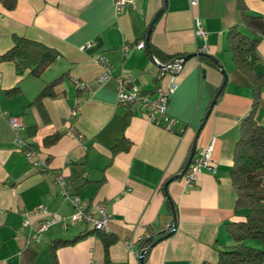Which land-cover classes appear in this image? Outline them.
<instances>
[{"label":"crops","instance_id":"0c3cea01","mask_svg":"<svg viewBox=\"0 0 264 264\" xmlns=\"http://www.w3.org/2000/svg\"><path fill=\"white\" fill-rule=\"evenodd\" d=\"M116 1L17 0L11 10L0 2V54L13 45L14 34L59 52L41 78L28 77V71L18 75L14 62H0V264H52V241L92 231L81 220L37 233L44 218L40 214L30 215L31 224L23 225L24 212L41 204L57 218L70 216L75 197L90 212L94 203L105 204L114 241L107 255L102 235L91 232L61 246L59 264H142L143 239L148 234L159 238L168 224L176 230L149 248L145 264H216L218 250L233 244L227 224L248 215V209L235 207L230 176L241 122L254 100L253 85L227 46L229 29L242 25L237 0H198L195 6L190 0H133L120 12ZM245 2L251 14L264 16V0ZM198 22L209 32L204 53L211 58L199 57L205 41L195 34ZM141 41L145 48L137 47ZM190 54L198 55L184 62L179 87L168 100V113L176 119L171 129L151 123L139 104L117 102L116 78L130 77L153 96L156 87L169 86V76H161L154 58L167 63ZM258 54L255 71L263 74L264 36ZM97 55L112 65V77L103 82L98 81L103 68L94 60ZM64 73L68 76L56 87L57 95L43 101L45 120L30 103L46 83ZM225 74L224 91L206 118ZM77 101L81 109L73 118ZM2 113L23 116V137L46 166L26 159ZM256 120L264 123V91ZM57 133L55 143L45 144L46 137ZM213 138L217 172L205 169L193 187L184 177L167 185L187 164L194 142L197 154ZM120 140L123 149L114 152ZM57 176L63 177V186Z\"/></svg>","mask_w":264,"mask_h":264},{"label":"trees","instance_id":"16d2710c","mask_svg":"<svg viewBox=\"0 0 264 264\" xmlns=\"http://www.w3.org/2000/svg\"><path fill=\"white\" fill-rule=\"evenodd\" d=\"M0 2L5 8L11 10L16 6L17 0H0ZM237 4L241 13L242 25H235L229 29L227 33V46L238 69L250 79L254 88V100L250 112L241 122V134L234 149L230 176L232 185L237 193L235 207L237 209H248V215L244 220L227 224L226 230L231 235L233 244L218 250L216 264H264V123H258L256 120V113L262 101L264 91V73L258 74L255 71V66L260 60L258 54L260 37L264 36V16L251 14L248 11L245 0H237ZM241 27H244L246 31L242 30ZM58 57L59 52L55 48L43 42L14 34L13 45L7 51L0 54V62H14L18 75H23L28 71V77L41 78ZM199 57L201 59H205L206 57L211 58V56L204 52H201ZM176 60L184 65L183 56H174L167 63L176 62ZM210 62L213 65L218 64H215L211 60ZM67 76L68 74L64 73L46 83L30 103V105H36L40 109L45 120H48V115L44 109L43 101L47 97L57 95L56 87ZM226 81L227 75L225 74L224 82L217 90L213 99L215 101L214 105L221 97L226 86ZM17 90H19L18 87L13 88L9 91V94ZM59 136L60 134L57 133L46 137L45 144L55 143ZM121 141L117 142L114 146V152L123 149ZM126 149H128V145ZM185 168L186 165L180 173ZM168 202L171 204L170 198H168ZM95 231L104 238L105 251L108 255L109 245L114 241V238H111L112 234L92 229V231L80 234L73 239H55L52 241L50 245L52 264H59L57 250L61 246L75 243L85 235ZM169 233L163 231L159 233L160 236L157 239L144 238L141 251H145L147 254L149 248L157 240L166 237ZM24 254L25 252L23 253V258Z\"/></svg>","mask_w":264,"mask_h":264},{"label":"built area","instance_id":"2783aa9c","mask_svg":"<svg viewBox=\"0 0 264 264\" xmlns=\"http://www.w3.org/2000/svg\"><path fill=\"white\" fill-rule=\"evenodd\" d=\"M133 3V0H117L115 7L117 12H120L126 4ZM192 6L197 5L198 0H190ZM195 34L197 37L202 38L205 41L203 45L202 52L206 50V42L208 40L209 32L207 29L201 25L200 22L197 23L195 28ZM145 41H141L137 47L145 48ZM94 60L101 65L103 68L102 73L98 77L99 82H103L112 77V65L110 61L104 55H97L94 57ZM154 61L157 65L160 66L161 76H169V86L167 88L163 86H158L155 89L154 95L143 91L137 84L134 83L133 79L130 77L121 76L116 78L117 84V102L121 105H135L139 104L142 112L146 114L149 121L155 125H164L167 129H171L172 126L176 123V119L169 115L168 113V100L170 96L176 92L179 87L178 83V74L183 68L178 60L176 62L161 63L159 60L154 58ZM81 87H84L80 83ZM81 109L80 101L75 103V106L72 109L71 117H76ZM5 116L12 130L16 135V143L21 148L25 154L26 159L34 164L35 166H46V161L42 160L39 156V151L37 148L29 145L23 137V133L27 129L26 122L22 115H6L5 113L1 114ZM78 138L82 136L78 133H73ZM215 146V139L213 138L211 142L201 148L199 152L194 156L192 162L187 167L183 177L185 178L188 186H195L199 179L200 175L204 172L205 169L210 170L212 173H216L217 169L215 162L213 160V150ZM57 182L64 185V180L62 176H57ZM68 198L70 196L67 194ZM73 204L75 206V211L70 216H63L62 218H57L54 215H51L49 209L41 204L37 206L32 211L24 212L27 216V219L24 221V226H29L31 224L29 217L32 214L43 215L44 218L40 221L37 227V233H42L48 230L50 227L63 223L64 227H67L69 224L76 223L77 221L84 220L86 221L94 230L101 231L103 233H110V221L111 215L106 211L105 204L102 202H96L93 204V212H90L86 203L83 202L78 197L73 198ZM173 226L168 224L166 227L167 232H171ZM147 238H154L156 234H148ZM37 239V236L35 237ZM129 247L131 244L128 243Z\"/></svg>","mask_w":264,"mask_h":264},{"label":"water","instance_id":"95a60500","mask_svg":"<svg viewBox=\"0 0 264 264\" xmlns=\"http://www.w3.org/2000/svg\"><path fill=\"white\" fill-rule=\"evenodd\" d=\"M164 10H165V8H163L162 10H160V11L158 12V14L155 16V18L153 19V21H152V25H151L150 30H149V33H148V36H149L150 33H151L152 26L155 24V22L157 21V19L163 14ZM148 40H149V38H148ZM197 55H198V54H190V55H188V56H185V57H183V61L185 62V61L188 60L189 58L194 57V56H197ZM220 91H221V89H220ZM214 103H215V101H213L211 108L208 110L206 118H207V117L209 116V114L211 113ZM196 152H197V141H195L194 144H193L191 154H190L189 159H188V162H187V164H186V168H185L180 174H178V175L174 176L173 178H171V179L168 181L167 185H168L171 181L183 177V175H184V173H185L187 167H188V166L190 165V163L192 162V160H193V158H194ZM175 230H176V226L173 228V230H172V231H171L166 237L172 235V234L174 233ZM166 237H164V238H166ZM162 239H163V238H160L159 240H157V242H159V241L162 240ZM157 242H156V243H157ZM145 255H146V252H145V251H141L140 254H139V258H140V261H141L142 264H145V261H144V259H145Z\"/></svg>","mask_w":264,"mask_h":264}]
</instances>
